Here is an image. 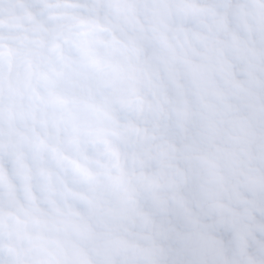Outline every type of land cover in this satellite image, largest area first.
I'll return each mask as SVG.
<instances>
[{"label": "clouds", "instance_id": "obj_1", "mask_svg": "<svg viewBox=\"0 0 264 264\" xmlns=\"http://www.w3.org/2000/svg\"><path fill=\"white\" fill-rule=\"evenodd\" d=\"M0 264H264V0H0Z\"/></svg>", "mask_w": 264, "mask_h": 264}]
</instances>
